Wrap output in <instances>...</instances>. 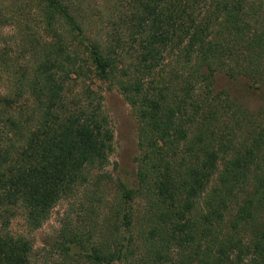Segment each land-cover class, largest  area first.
<instances>
[{
    "label": "trees",
    "instance_id": "1",
    "mask_svg": "<svg viewBox=\"0 0 264 264\" xmlns=\"http://www.w3.org/2000/svg\"><path fill=\"white\" fill-rule=\"evenodd\" d=\"M30 2L46 38L23 63L0 49V264H37L8 230L17 209L33 232L84 189L61 264H264V109L212 89L216 73L264 86V0H129L100 37L71 0ZM93 81L136 119L133 185L104 170L113 131Z\"/></svg>",
    "mask_w": 264,
    "mask_h": 264
},
{
    "label": "rangeland",
    "instance_id": "2",
    "mask_svg": "<svg viewBox=\"0 0 264 264\" xmlns=\"http://www.w3.org/2000/svg\"><path fill=\"white\" fill-rule=\"evenodd\" d=\"M71 1L90 37H100L109 31V19L116 13L126 12L129 3V0ZM115 10L118 12L114 13ZM0 12L10 18L8 24L0 26V49H7L12 57H17L23 63L24 60L20 57H29L27 53L31 51L30 36L46 38L40 16L30 0H0ZM86 82L89 85L92 83L90 80ZM92 87L103 96L102 105L113 131V150L104 170L113 180L133 185L136 175L135 157L138 154L136 119L113 84L93 81ZM212 89L215 94H228L231 100L251 112L264 109V86L253 87L246 78L231 79L224 73H216ZM84 190L69 199L60 200L44 224L33 232H29L25 226L22 209H17L14 217L10 219L8 230L13 236H26L31 239L32 256L37 264L62 263L56 249L59 232L67 225L74 228L80 222L82 226L85 225L83 221L88 204L87 195L82 193ZM104 194L106 199L112 197V185L106 188Z\"/></svg>",
    "mask_w": 264,
    "mask_h": 264
}]
</instances>
